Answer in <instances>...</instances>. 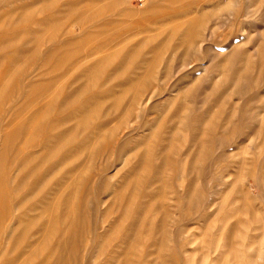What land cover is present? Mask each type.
Listing matches in <instances>:
<instances>
[{
    "label": "rangeland",
    "instance_id": "obj_1",
    "mask_svg": "<svg viewBox=\"0 0 264 264\" xmlns=\"http://www.w3.org/2000/svg\"><path fill=\"white\" fill-rule=\"evenodd\" d=\"M68 1L0 0V264H35L40 240L50 264H264V0H156L164 18L202 8L199 37L158 40L136 63L142 78L80 130V100L115 80L109 69L70 96L82 75L62 93L71 60L101 58L128 27L176 21L127 0L128 27H93Z\"/></svg>",
    "mask_w": 264,
    "mask_h": 264
},
{
    "label": "bare ground",
    "instance_id": "obj_2",
    "mask_svg": "<svg viewBox=\"0 0 264 264\" xmlns=\"http://www.w3.org/2000/svg\"><path fill=\"white\" fill-rule=\"evenodd\" d=\"M52 1L53 0H50V2ZM143 1L146 2L145 7L147 8L146 10L147 15H148L147 19H149V21L161 22L162 20H169V21H176V22L172 26H170L168 30L164 28L160 29L161 28L160 25H157L153 29L145 25L140 26L139 28L133 29V28L126 26V23L133 20L138 15L135 12L128 9L129 7L127 5V0H70L68 1V7L70 9L75 7L78 4L84 5L83 10H80L78 12V16H76V19L80 22H85V21L90 20L91 21L90 25L93 27H98L101 24H106L108 25V27H110V29H116L118 27L122 29L124 27H128L125 30L126 34L120 39H118L119 41L115 43L116 47L111 52H107L101 58H97L95 60H90V61H85V59L88 57L87 53L79 54L78 56H76V57H79V59L75 58L78 61L71 60L72 62H74L72 65L73 71L71 70L72 72L70 71V73H68V77L64 79V81L57 82V88L59 89V91L64 93L66 89L68 88V85H69L68 82L69 83H72V81L77 82L78 79L82 75L86 76L88 81L85 84L79 86L78 90L74 92L73 94L71 95L68 94L72 97H79V94L81 92L83 93V91H85L88 88L89 84H92L93 77L96 78L99 74H102L103 72L109 69L110 71H112L110 78L115 80V84L111 88L112 94L110 93L104 96L94 94V96L90 98L88 97L85 99L84 98L81 99L76 112L72 113L71 116L69 117L74 121L73 127L76 130L84 129V126H85L84 124L87 122L89 117L93 113H95L96 110L105 107L106 104L110 103L111 105H113V107L117 106V104L121 100V95L117 93L118 92L125 93V91L129 89V86L131 84L133 85L141 77V74H137L136 68L138 67L135 68V66H137L136 63H138L139 61H141V63L145 61H152V60H147L146 58V55L149 54L150 52H153L154 53L153 58H156L157 46L159 44H164V41H158V40H175L176 38L177 40H185L184 43H186L187 46H190L199 37L200 30L203 28V24L207 18V14L205 15L202 8L195 10L192 16H189L191 8L186 7L184 10L178 11L177 13L170 15L167 18H164L159 12L152 11V9L156 8V0H143ZM35 6L36 5L34 4L32 7L26 8V10H30V9L35 10L36 8ZM105 11L110 12V15L103 16L102 14ZM60 12H61L60 10H57V12L53 14L51 13L52 15L47 18V21L48 22H50L51 20L53 21ZM94 14L98 15V17L91 18L92 15L94 16ZM142 33H145V35L143 36V38L138 39L137 35L142 34ZM102 34L104 33L97 32L95 30V31H92V33H89L87 37L88 38L89 37L90 38L101 37ZM160 37H162V39H159ZM63 40H67L69 42L73 40V38H65ZM66 43L67 42H65L64 44ZM59 51H60V54L65 53L61 50V48H59ZM56 54L57 53L54 52L53 55H50V59L55 58ZM71 57H75V56H71ZM13 60H14V57H12V59L9 60V63H12ZM22 73L24 72L22 71ZM124 73L125 74L129 73L130 75H128L127 77L123 79L118 80L119 78L122 77ZM53 83L55 82L54 81L49 82V84H53ZM165 91L167 90L165 89ZM52 98H50L47 101L48 104L55 101V98L54 99ZM108 122L109 120L107 121V123ZM65 193L69 194V189L61 191L62 195H64ZM60 196L61 195H57V199ZM65 205L68 208V210H66L65 216L68 217L69 216L68 211L71 208V200L69 198L65 200ZM67 241L70 242L71 239ZM41 244H42L41 240L34 244V247H36V250H38L39 253L44 255L37 261L35 259L36 261L35 264H38L39 261H40V264H50L51 260L53 259V254L50 255L48 254V252L45 254L44 251H46V245H41ZM35 251L31 250L30 252H28L24 258L23 263L32 262Z\"/></svg>",
    "mask_w": 264,
    "mask_h": 264
}]
</instances>
